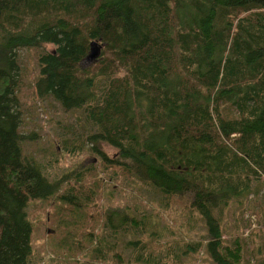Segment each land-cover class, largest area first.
Listing matches in <instances>:
<instances>
[{
    "label": "trees",
    "instance_id": "16d2710c",
    "mask_svg": "<svg viewBox=\"0 0 264 264\" xmlns=\"http://www.w3.org/2000/svg\"><path fill=\"white\" fill-rule=\"evenodd\" d=\"M93 39L102 43L98 65L82 67ZM48 43L37 55L35 96L84 112L104 167L189 197L212 260L241 264V243L224 241L221 219L230 198L264 176V0H0V264L29 260L30 199L82 207L96 193L80 171L49 179L22 153L17 51ZM116 212L104 215L113 231L139 224ZM89 235L79 253L106 260L111 250L122 263L115 243ZM140 252L136 264H145Z\"/></svg>",
    "mask_w": 264,
    "mask_h": 264
},
{
    "label": "rangeland",
    "instance_id": "374dc122",
    "mask_svg": "<svg viewBox=\"0 0 264 264\" xmlns=\"http://www.w3.org/2000/svg\"><path fill=\"white\" fill-rule=\"evenodd\" d=\"M53 47L48 43L45 47H22L17 51L18 94L23 111L19 129L26 135L21 140L22 153L40 163L49 179L80 171L87 188H94L96 193L82 207L53 196L29 200L26 211L32 231L27 264H80L87 259L96 264H118L111 257V250L106 260L79 253L89 240L90 231L115 243V251L123 255L121 264H136L135 253L140 251L146 257L145 264H216L205 247V222L190 205L189 197L163 196L117 166L104 167L87 141L94 126L84 112L66 111L50 96H35L37 55L44 48ZM98 60L83 57L80 65L96 67ZM101 144L110 154L115 152L114 147ZM74 182L78 179L71 177L67 181ZM253 184L256 190L230 198L221 219L224 241L232 243L237 238L241 243V264H264V176ZM110 208L126 212L139 224H121L113 231L103 224L105 210ZM136 239L138 244L134 246L132 241ZM74 241L80 246L76 247Z\"/></svg>",
    "mask_w": 264,
    "mask_h": 264
},
{
    "label": "water",
    "instance_id": "95a60500",
    "mask_svg": "<svg viewBox=\"0 0 264 264\" xmlns=\"http://www.w3.org/2000/svg\"><path fill=\"white\" fill-rule=\"evenodd\" d=\"M102 43L98 42L97 40H91L89 44V49L84 58L86 60H93L97 58V56L101 52Z\"/></svg>",
    "mask_w": 264,
    "mask_h": 264
}]
</instances>
